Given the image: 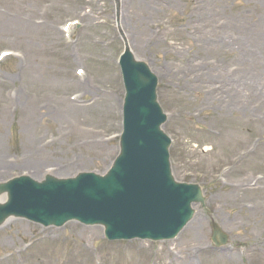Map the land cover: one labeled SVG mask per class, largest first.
<instances>
[{"label": "rangeland", "instance_id": "rangeland-1", "mask_svg": "<svg viewBox=\"0 0 264 264\" xmlns=\"http://www.w3.org/2000/svg\"><path fill=\"white\" fill-rule=\"evenodd\" d=\"M119 1L0 0V184L110 169L127 47L158 78L174 177L200 185L205 206L158 243L11 218L0 227V264H157L168 250L188 251L195 264H264V212L248 215L229 199L264 206V0ZM34 152L41 167L28 160ZM213 222L229 245L214 246Z\"/></svg>", "mask_w": 264, "mask_h": 264}, {"label": "water", "instance_id": "water-1", "mask_svg": "<svg viewBox=\"0 0 264 264\" xmlns=\"http://www.w3.org/2000/svg\"><path fill=\"white\" fill-rule=\"evenodd\" d=\"M126 98L120 154L106 175L81 173L43 182L19 177L0 184V226L10 218L45 227L70 221L103 226L108 240L174 239L204 204L198 185L179 184L170 163L171 140L161 127L166 116L157 102L158 79L129 49L121 60ZM218 228L213 241L226 243Z\"/></svg>", "mask_w": 264, "mask_h": 264}, {"label": "bare ground", "instance_id": "bare-ground-1", "mask_svg": "<svg viewBox=\"0 0 264 264\" xmlns=\"http://www.w3.org/2000/svg\"><path fill=\"white\" fill-rule=\"evenodd\" d=\"M160 1L161 2H165V0H160ZM151 2H153V1H151ZM151 2L149 0H147L148 6H154L155 5V4H151ZM83 17H86V16H83ZM208 20L209 19H207L206 20V23L204 24L205 30L203 31V33H201V35L208 34L210 32V29H211V25L212 24ZM82 79H85V77H82ZM74 101H76V99H74ZM63 102H65V100ZM65 103H66L65 104L66 107H71L72 109H76L75 108V105L76 104L74 105V102L73 101H71V100L68 99ZM71 108L68 109V108H65L64 107L63 112L67 113V112H69V110H71ZM30 117H33V115L30 116ZM35 153L38 154V152H34L28 160L31 161L30 163H32V162L35 163L33 166H35V167H41L42 166V163L39 161V159L38 160H34L33 159L34 157H36V154ZM260 184H261V182H258L256 184L254 190H257V189L260 190ZM250 189H252V188H250ZM243 190H246V188L243 189ZM237 191L238 190L234 189L233 192L235 194H237L238 193ZM247 191H248V189H247ZM229 199L232 200V201L240 202L239 207H241V211H244V212L245 211H248L247 212L248 215L255 216L258 213L264 212V206H263V203L262 202H254L255 203V208L252 211H249L248 210V207H247L248 206V204H247L248 201L246 199H244V200L243 199H240L237 195H230L229 196ZM91 239H94V236H92ZM192 262L193 261H192L190 255H189L188 251L186 253H179V254H177V253H174V252L168 250L167 252H165L163 262H160V263H157V264H195L194 262L193 263Z\"/></svg>", "mask_w": 264, "mask_h": 264}]
</instances>
